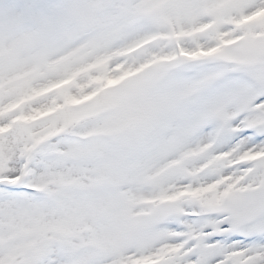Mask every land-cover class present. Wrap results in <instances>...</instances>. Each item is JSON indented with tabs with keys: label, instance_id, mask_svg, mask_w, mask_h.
<instances>
[{
	"label": "snow or ice",
	"instance_id": "obj_1",
	"mask_svg": "<svg viewBox=\"0 0 264 264\" xmlns=\"http://www.w3.org/2000/svg\"><path fill=\"white\" fill-rule=\"evenodd\" d=\"M0 264H264V0H0Z\"/></svg>",
	"mask_w": 264,
	"mask_h": 264
},
{
	"label": "rangeland",
	"instance_id": "obj_2",
	"mask_svg": "<svg viewBox=\"0 0 264 264\" xmlns=\"http://www.w3.org/2000/svg\"><path fill=\"white\" fill-rule=\"evenodd\" d=\"M4 2H7V0H4Z\"/></svg>",
	"mask_w": 264,
	"mask_h": 264
}]
</instances>
